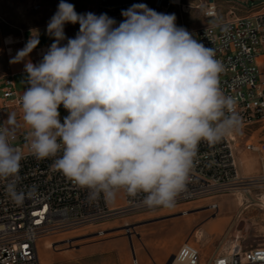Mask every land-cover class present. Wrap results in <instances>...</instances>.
<instances>
[{
    "label": "clouds",
    "instance_id": "obj_1",
    "mask_svg": "<svg viewBox=\"0 0 264 264\" xmlns=\"http://www.w3.org/2000/svg\"><path fill=\"white\" fill-rule=\"evenodd\" d=\"M121 16L77 13L60 0L42 59H30L38 30L10 59L24 64L26 147L37 160L53 158L52 168L90 200L114 201L123 190L149 208L171 207L199 144L237 129L236 101L220 88L214 50L178 26L174 13L134 3ZM69 23L79 24L73 38ZM19 128L15 112L0 122V181L17 204L26 196L17 188L25 158L13 144Z\"/></svg>",
    "mask_w": 264,
    "mask_h": 264
},
{
    "label": "built area",
    "instance_id": "obj_2",
    "mask_svg": "<svg viewBox=\"0 0 264 264\" xmlns=\"http://www.w3.org/2000/svg\"><path fill=\"white\" fill-rule=\"evenodd\" d=\"M134 3L144 0H95V14L106 13L120 22L121 11ZM170 4L171 0H156L158 7ZM207 7L205 18H215L217 22L188 31L212 48L222 64L220 88L235 99L240 124L214 144H199L185 187L173 206L244 191L261 181L242 173L238 137L241 131L264 126V5L245 16L230 11L226 19L220 18L215 4ZM41 8L40 3L33 5L35 11ZM13 78L12 74L1 78L0 122L10 112L17 115L20 128L13 144L25 156L17 188L26 196L22 203H15L6 193L7 181H0V264H42L39 242L43 237L166 208H149L141 197L130 198L123 190L119 191L122 203L117 205L103 198L90 200L86 189L52 168L53 158L37 160L29 155L25 140L27 126L23 124L19 103L23 92L16 89ZM60 112L62 117L67 115L62 107ZM244 147L252 153L264 152L253 143L247 142ZM30 191L32 194L27 195ZM260 200L264 203V194ZM218 206L209 207L218 209ZM37 220L40 222L36 223ZM200 260V250L190 242L184 243L174 255L177 264H200ZM209 264H264V246L247 249L236 243L214 256Z\"/></svg>",
    "mask_w": 264,
    "mask_h": 264
},
{
    "label": "rangeland",
    "instance_id": "obj_3",
    "mask_svg": "<svg viewBox=\"0 0 264 264\" xmlns=\"http://www.w3.org/2000/svg\"><path fill=\"white\" fill-rule=\"evenodd\" d=\"M7 1L8 4L0 0V87L1 78L9 69L6 55V51L9 54V47L5 44V39L11 34L19 36L22 32L46 31L47 23L60 2V0ZM227 1L239 3L242 7L248 8L249 12L259 10L264 5V0ZM66 2L74 4L77 13L94 11L95 0ZM36 3L42 5L40 10L33 9ZM144 3L157 12L174 13L177 25L187 30L217 22L215 18H205L204 7H188L189 13H184L180 7L173 5L158 7L156 0ZM65 26L70 37H75L79 25L69 23ZM40 35L42 43L51 39ZM24 75L18 74L13 78L16 89L20 92L26 87ZM239 134L242 173L247 177L261 180L258 185L232 194L179 204L106 221L73 232L43 237L39 242L42 264H135V261H138V264H169L186 242L200 250L202 259L200 264H209L214 256L229 250L236 243L247 249L264 246V203L260 200L264 194V152L252 153L244 147L248 142L260 146L264 151V126H255ZM109 202L111 205L122 203L121 193L118 192L116 199ZM211 204H218L219 208L211 209L209 207Z\"/></svg>",
    "mask_w": 264,
    "mask_h": 264
},
{
    "label": "crops",
    "instance_id": "obj_4",
    "mask_svg": "<svg viewBox=\"0 0 264 264\" xmlns=\"http://www.w3.org/2000/svg\"><path fill=\"white\" fill-rule=\"evenodd\" d=\"M4 3H7L9 1L7 0H3ZM146 3H148L149 0H144ZM243 2H247L246 0H241ZM16 2V1H15ZM181 2L188 6V7H195L196 8H208L207 6L210 4V3H213L217 6V10H218V14L220 16L221 19H226V18H229V12L230 11H233L236 15H240V16H245V15H248V14H251L253 13V11H248L247 9L248 8H245V7H242L239 3H236L234 1H227V0H181ZM83 13V12H81ZM92 13H95V4H94V11ZM79 25V24H78ZM39 36H41L40 34L46 36V37H49L47 34H46V31L45 30H39ZM31 33H25V32H22L19 36H15L14 34H11V36H14L15 38L18 37L20 40H21V43H18V44H15L13 46V48L15 49V52L13 55H9L6 51V55H7V59H8V63L10 61V59L12 57H14L16 55V52L20 49H22L25 45V43L27 42V40L29 39V36H30ZM35 34V32H34ZM65 34L67 37L71 38L67 29H66V26H65ZM10 36V35H9ZM40 38V37H39ZM42 38H40V43L38 44V46L33 50V52L30 54V59L33 63H37L39 62L41 59H42V56L39 55L38 51L42 48L46 49L51 45V43L53 42L52 39H50L48 42L46 43H42L41 40ZM43 49V50H44ZM45 51V50H44ZM24 64L23 63H17V64H11L9 63V69H8V72L7 74H12L14 77L18 74H24Z\"/></svg>",
    "mask_w": 264,
    "mask_h": 264
},
{
    "label": "bare ground",
    "instance_id": "obj_5",
    "mask_svg": "<svg viewBox=\"0 0 264 264\" xmlns=\"http://www.w3.org/2000/svg\"><path fill=\"white\" fill-rule=\"evenodd\" d=\"M170 5H173V6H177V7H180L181 10L184 12V13H189V10H188V6L184 5L181 0H171V4ZM21 42V40L19 38H15L13 36H9L8 38L5 39V44L9 47L8 48V51H9V54L10 55H13L14 52H15V49L13 48V45L17 44ZM45 51L41 48L38 53L39 55H43ZM264 177V175H263ZM219 208V206H218ZM135 264H138V261H135ZM171 264H177L174 260L171 262Z\"/></svg>",
    "mask_w": 264,
    "mask_h": 264
},
{
    "label": "water",
    "instance_id": "obj_6",
    "mask_svg": "<svg viewBox=\"0 0 264 264\" xmlns=\"http://www.w3.org/2000/svg\"><path fill=\"white\" fill-rule=\"evenodd\" d=\"M168 1V0H167ZM133 249V248H132ZM174 260V256L172 257V259L169 261V264H171V262Z\"/></svg>",
    "mask_w": 264,
    "mask_h": 264
},
{
    "label": "snow or ice",
    "instance_id": "obj_7",
    "mask_svg": "<svg viewBox=\"0 0 264 264\" xmlns=\"http://www.w3.org/2000/svg\"><path fill=\"white\" fill-rule=\"evenodd\" d=\"M39 222H40L39 220L36 221V223H39Z\"/></svg>",
    "mask_w": 264,
    "mask_h": 264
}]
</instances>
